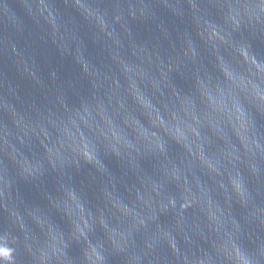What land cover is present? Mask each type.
Instances as JSON below:
<instances>
[{"label":"water","instance_id":"obj_1","mask_svg":"<svg viewBox=\"0 0 264 264\" xmlns=\"http://www.w3.org/2000/svg\"><path fill=\"white\" fill-rule=\"evenodd\" d=\"M227 8V0H0V173L7 176L6 165L11 172L8 160L17 155L55 149L80 138L96 122L104 123L106 114L121 106V96L130 100L126 89L133 81L162 105L157 111L137 94L147 122L140 131L152 141L156 137L149 129L162 124L169 108L185 115L193 111L188 96L171 87L164 72L179 70L181 87L196 79L208 104L222 108L223 96L218 90L211 93V61ZM90 9L103 13L96 26L87 18ZM251 43L264 60V37ZM159 89L169 104L162 103L166 97ZM199 115L205 118L204 111ZM256 124L264 135V118L257 116ZM200 133L178 128L177 146L159 159H148L147 153L118 161L105 156L91 169L78 171L77 182L91 197L96 219H106L105 233L122 250L123 261L112 264H208L220 235L238 222L254 241L264 238V160L260 171L247 178L246 201L235 195L230 199L224 187L235 183L231 167L217 171L221 157L239 150L246 133L243 119L223 133L207 127ZM116 148L129 151L123 139L115 140L112 151ZM169 170L185 179L162 184L157 196V183ZM18 191L19 210L40 203L30 186L20 184ZM67 210L83 226L76 232L87 244L92 212L71 192ZM3 211L0 229L8 227ZM36 234L42 236L39 228ZM49 236L55 247L56 236ZM89 252L95 255L91 245L85 258ZM76 254L75 248L69 250L70 256ZM22 264H28L26 258Z\"/></svg>","mask_w":264,"mask_h":264},{"label":"clouds","instance_id":"obj_2","mask_svg":"<svg viewBox=\"0 0 264 264\" xmlns=\"http://www.w3.org/2000/svg\"><path fill=\"white\" fill-rule=\"evenodd\" d=\"M227 2L225 25L218 28L221 39L216 44L217 50L212 54L211 61L214 79L211 93L215 96L218 90L223 96V107L218 109L208 104L205 91L197 88L196 79H189L181 87L177 82L182 78L179 70L171 75L164 72L170 86L188 96L193 111L185 115L169 108V116L163 118L162 124L149 129L150 135L156 137L155 141L140 131L141 127H147V122L140 115L144 108L137 101V94L140 93V98L157 111H162V105L156 102L151 93H143L133 81L126 89L130 100L125 101L121 96V106L108 112L104 123L96 122L90 130L82 132L80 138L61 142L55 149L47 147L46 151H38L31 157L21 154L15 156L14 160H8L11 172L6 165L7 176L0 173V209L8 218V227L0 229V264H22V258H26L28 264H112L117 258L123 261L122 250L117 251L105 233L106 219L103 223L96 219V209L89 194L77 182V173L85 168L91 169L95 161L105 156L115 161L126 159L130 154L144 158L147 153L148 159L168 156L170 148L177 146L176 130L184 126L195 129L198 135H201L202 127L218 134L223 133L229 125L234 129L239 127V121L243 119L246 133L239 150L221 157L217 171L223 173L224 169L231 167L230 180L235 183L225 184L224 187L230 199L235 195L246 201L247 178L260 171V162L264 160V135L257 130L256 124L257 116L264 118V60L253 52L251 43L257 36L264 37V0ZM76 3L82 4L83 0H76ZM52 11L55 13L56 9ZM102 14L90 9L87 18L96 26ZM159 91L166 97L162 103L169 104L170 100L163 90ZM201 111L205 112L204 119L200 118ZM116 139H123L129 151L116 148L113 152ZM86 154L90 157L87 161L84 158ZM105 166L108 165L105 163ZM184 179L178 170L176 175L171 170L165 172L161 182L157 183L156 195H162V184L183 182ZM20 184L30 186L40 203L19 210L17 206L23 203L19 200ZM69 192L92 212L87 244L76 232L77 226L82 231L83 226L69 216ZM160 203L163 204L164 200ZM100 211L103 214V209ZM171 211L168 209L169 214ZM37 228L42 233L41 237L36 234ZM50 232L57 238L55 247L51 243ZM88 245L94 249L95 255L89 252L85 258L83 253ZM73 248L77 254L70 256L69 250ZM208 264H264V238L259 242L254 241L252 232L238 222L234 230L220 235Z\"/></svg>","mask_w":264,"mask_h":264}]
</instances>
